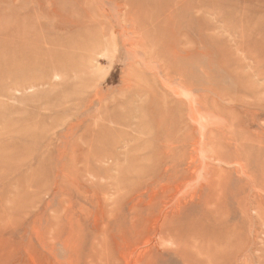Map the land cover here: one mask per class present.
Instances as JSON below:
<instances>
[{
  "label": "rangeland",
  "instance_id": "1",
  "mask_svg": "<svg viewBox=\"0 0 264 264\" xmlns=\"http://www.w3.org/2000/svg\"><path fill=\"white\" fill-rule=\"evenodd\" d=\"M0 264H264V0H0Z\"/></svg>",
  "mask_w": 264,
  "mask_h": 264
},
{
  "label": "bare ground",
  "instance_id": "2",
  "mask_svg": "<svg viewBox=\"0 0 264 264\" xmlns=\"http://www.w3.org/2000/svg\"><path fill=\"white\" fill-rule=\"evenodd\" d=\"M53 129V128H52ZM155 227V226H154ZM146 241V240H145Z\"/></svg>",
  "mask_w": 264,
  "mask_h": 264
}]
</instances>
